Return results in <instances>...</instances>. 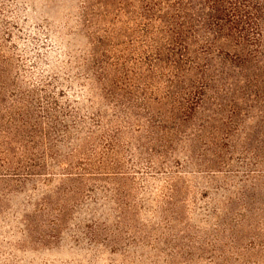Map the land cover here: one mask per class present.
Returning <instances> with one entry per match:
<instances>
[{
  "label": "rangeland",
  "instance_id": "obj_1",
  "mask_svg": "<svg viewBox=\"0 0 264 264\" xmlns=\"http://www.w3.org/2000/svg\"><path fill=\"white\" fill-rule=\"evenodd\" d=\"M94 49L80 0H0V264H264V54L177 111Z\"/></svg>",
  "mask_w": 264,
  "mask_h": 264
},
{
  "label": "trees",
  "instance_id": "obj_2",
  "mask_svg": "<svg viewBox=\"0 0 264 264\" xmlns=\"http://www.w3.org/2000/svg\"><path fill=\"white\" fill-rule=\"evenodd\" d=\"M80 7L98 72L139 66L170 75L179 91L158 100L177 111L200 101L202 77L217 67L211 60L264 54V0H80Z\"/></svg>",
  "mask_w": 264,
  "mask_h": 264
}]
</instances>
